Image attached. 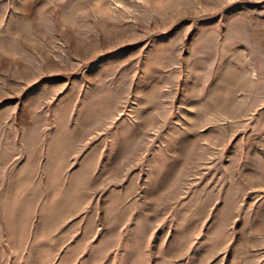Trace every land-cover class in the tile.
Returning <instances> with one entry per match:
<instances>
[{"label": "rangeland", "instance_id": "1", "mask_svg": "<svg viewBox=\"0 0 264 264\" xmlns=\"http://www.w3.org/2000/svg\"><path fill=\"white\" fill-rule=\"evenodd\" d=\"M0 264H264V2L0 0Z\"/></svg>", "mask_w": 264, "mask_h": 264}, {"label": "snow or ice", "instance_id": "2", "mask_svg": "<svg viewBox=\"0 0 264 264\" xmlns=\"http://www.w3.org/2000/svg\"><path fill=\"white\" fill-rule=\"evenodd\" d=\"M262 2H264V0H262Z\"/></svg>", "mask_w": 264, "mask_h": 264}]
</instances>
